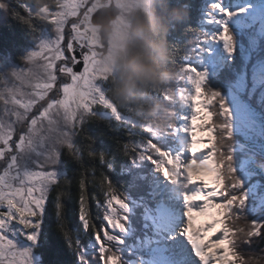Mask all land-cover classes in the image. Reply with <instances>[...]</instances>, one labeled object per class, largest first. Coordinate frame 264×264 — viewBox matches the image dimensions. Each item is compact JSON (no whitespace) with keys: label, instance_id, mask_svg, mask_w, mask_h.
Here are the masks:
<instances>
[{"label":"snow or ice","instance_id":"snow-or-ice-1","mask_svg":"<svg viewBox=\"0 0 264 264\" xmlns=\"http://www.w3.org/2000/svg\"><path fill=\"white\" fill-rule=\"evenodd\" d=\"M171 3L188 19L171 38L172 126L156 133L108 95L84 0H0L23 32L0 39V264H237L240 217L264 241V0ZM73 183L77 228L65 224ZM154 187L172 210L159 234L135 202L155 208Z\"/></svg>","mask_w":264,"mask_h":264},{"label":"trees","instance_id":"trees-1","mask_svg":"<svg viewBox=\"0 0 264 264\" xmlns=\"http://www.w3.org/2000/svg\"><path fill=\"white\" fill-rule=\"evenodd\" d=\"M118 7L120 14L118 18L112 22L113 35H118L120 30L124 29L123 21L124 15H130L131 20L129 21V27L137 22H143L147 24L152 32L153 43L157 48L165 54V59L163 63L171 73V78L168 82L161 85L158 88L147 89L146 95H138L133 100H123L118 95L120 73L119 70L112 64V51H113V39L111 36L110 46L106 52L100 51L102 59H106L107 67H109L108 79L104 82L107 88L108 95L115 105L120 109L121 112L130 116L135 120L141 127L147 126L156 133H161L167 130V128L172 126L173 115L172 105H171V89L170 85L176 78V68H175V53L173 51V41L172 36L177 31L179 26L188 19L187 9L184 7H173L171 0H149L146 4H136L131 0L127 3L126 0H89L87 2V11L92 10L90 14V22L94 20L95 15L98 13L101 7L110 6L111 3ZM28 3L32 4L33 7L39 9L41 6H53L55 0H28ZM99 3L101 6H99ZM84 4L86 1L84 0ZM84 12L87 18L88 12ZM7 18L3 17L0 13V39H12L15 38L20 40L23 36L22 29L17 27L15 30L12 29L10 24H6L5 20ZM80 22L82 17L79 18ZM86 29L88 34L94 39L95 44H101L102 34L95 33L94 29L98 31V28H93L90 23L86 24ZM102 46V44H101ZM100 47V46H99ZM101 49V48H100ZM109 57V58H108ZM109 61V62H108ZM112 68V69H111ZM167 93V95H166ZM163 105V108L159 111L152 112L155 105ZM86 127L95 132H99L100 124L99 122H91L86 125ZM107 139V137H104ZM111 143V141H109ZM78 175V173H74ZM146 178L149 180L151 185H154V176L157 177L155 170L149 168L148 172L145 174ZM121 189L124 187L123 181L120 182ZM155 187L152 192L155 194ZM55 193H53V196ZM78 189L75 183L70 187V190L64 196L65 202V224L70 228H77L78 223L76 220V210H77V200H78ZM52 197H50L51 200ZM137 207H142L144 209L145 219V207L146 203L141 201H135ZM161 210V208H159ZM46 223L54 230L59 231L56 227L55 213L51 205H49L47 210ZM233 227L237 230V248L239 250L240 260L242 264H264V241L257 239L255 237H250L248 235L251 230L250 224L245 217L237 218ZM245 245H248V250L245 249ZM260 248V251H254L251 249Z\"/></svg>","mask_w":264,"mask_h":264},{"label":"clouds","instance_id":"clouds-1","mask_svg":"<svg viewBox=\"0 0 264 264\" xmlns=\"http://www.w3.org/2000/svg\"><path fill=\"white\" fill-rule=\"evenodd\" d=\"M112 39V64L120 73L118 95L121 99L133 100L138 95H146L147 89L158 88L170 80L171 73L163 63L165 54L153 43L147 24L134 23ZM162 108L163 105L157 104L152 112Z\"/></svg>","mask_w":264,"mask_h":264},{"label":"rangeland","instance_id":"rangeland-1","mask_svg":"<svg viewBox=\"0 0 264 264\" xmlns=\"http://www.w3.org/2000/svg\"><path fill=\"white\" fill-rule=\"evenodd\" d=\"M86 1V4H85V6H87V2H89V0H85ZM127 1V3H130L131 2V0H126ZM134 1V5H136V4H146V3H148V1L149 0H133ZM99 6H101V4L99 3ZM88 12V11H87ZM92 13V10H90L88 13H87V15H88V17L89 18H87L85 15L84 16H82V20H81V22L85 25V27H86V24L87 23H90L91 24V26L93 27V28H98V31L97 30H95L94 29V34L95 33H101V25H99V24H97V23H95L94 21H92V22H90V14ZM131 20V16L130 15H127V14H125L124 15V20H122L123 22V25H124V29H122V30H120V32L121 31H123V30H125V29H127V28H129V21ZM115 21V20H114ZM114 21H112V22H114ZM119 32V33H120ZM118 33V34H119ZM102 52H104L103 50H102ZM112 53H113V51H112ZM109 58V57H108ZM103 61H104V63L106 64V66H108L107 65V61H106V59H102ZM109 62V61H108ZM107 68H109V67H107ZM112 69V68H111ZM204 138H207V134H204ZM201 147H203V146H201ZM156 174H158V178H157V180L159 181V180H161L162 179V181H165L164 180V178L159 174V173H157V172H155ZM212 178L213 177H211V176H201V179H204V180H206V182H208V183H212L213 182V180H212ZM156 198H157V196H156ZM207 219H209L210 220V217H206ZM197 220H200L201 221V217H196V224H197ZM148 221V220H147ZM152 221H153V224H154V226H155V228L156 229H158V230H160L161 232L162 231H164V230H166V228L165 227H161L160 225H159V223H158V221L156 220V218L154 217V216H152ZM204 224H205V222H204ZM203 224V225H204ZM197 226H201V222H200V224H197ZM209 235H211V234H209Z\"/></svg>","mask_w":264,"mask_h":264},{"label":"water","instance_id":"water-1","mask_svg":"<svg viewBox=\"0 0 264 264\" xmlns=\"http://www.w3.org/2000/svg\"><path fill=\"white\" fill-rule=\"evenodd\" d=\"M120 14V10L114 4L111 3L110 6L99 9L98 13L94 17V22L101 25V34L105 43L103 42L104 47L101 49L104 52L107 51V39L112 33V21L116 20Z\"/></svg>","mask_w":264,"mask_h":264},{"label":"flooded vegetation","instance_id":"flooded-vegetation-1","mask_svg":"<svg viewBox=\"0 0 264 264\" xmlns=\"http://www.w3.org/2000/svg\"><path fill=\"white\" fill-rule=\"evenodd\" d=\"M113 33V32H112ZM110 34L109 35V37H108V39H107V49L109 48V46H110V39H111V36H113V34ZM103 42L105 43V40L103 39V36H102V41H101V44H102V46H101V44H97L96 46H97V48L99 49V52L101 51V49L104 47V45H103ZM100 46V47H99ZM101 48V49H100Z\"/></svg>","mask_w":264,"mask_h":264},{"label":"bare ground","instance_id":"bare-ground-1","mask_svg":"<svg viewBox=\"0 0 264 264\" xmlns=\"http://www.w3.org/2000/svg\"><path fill=\"white\" fill-rule=\"evenodd\" d=\"M162 211V210H161ZM170 219H172V218H170Z\"/></svg>","mask_w":264,"mask_h":264}]
</instances>
